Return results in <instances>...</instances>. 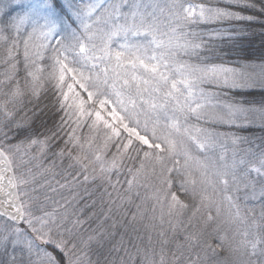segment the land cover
Wrapping results in <instances>:
<instances>
[{
    "label": "snow or ice",
    "instance_id": "6c2138e0",
    "mask_svg": "<svg viewBox=\"0 0 264 264\" xmlns=\"http://www.w3.org/2000/svg\"><path fill=\"white\" fill-rule=\"evenodd\" d=\"M261 17L264 0H227L223 8L194 6L188 0H164L163 4L159 0H89L87 4L84 0H0V44L11 66L6 75L9 100L22 97L29 88L36 95L42 82L52 83L59 111L64 113L59 130L50 137L29 136L12 144L15 137L9 133L14 115L7 110V101L0 105L4 116L0 121V256L6 257L0 264H93L91 246L103 247L105 234L85 230L87 221L79 215L68 227L66 211L73 200L84 199L75 188L89 181L87 157H72V151L84 150L86 145L93 149L95 140L83 135L84 128L89 132L102 129L107 134L105 149L114 138L119 141L113 145L116 156L110 162L100 148L91 152L102 176L131 160L128 173L132 179L125 181L130 192L137 177L151 169L156 183L150 198L160 209L161 224L165 216L176 218L175 224L168 221L170 229L181 226L186 213L195 217L202 209L214 223L227 204L239 239L217 236L215 247L205 241L194 259L189 253L191 264H264V148L229 156L224 139L231 137L236 145L240 137L197 126L209 120L215 125L238 126V122L250 123L257 113L264 120V105L220 104L219 94L205 89L221 83L244 87L229 82L227 73L234 70L184 59H199L202 47L184 32L190 22L227 21L236 25L230 31L239 33L245 24H264ZM129 36L141 40L113 48L117 38ZM20 64L23 81L16 79ZM209 107L220 111L209 117L205 112ZM193 119L197 125L191 123ZM65 128L70 131L64 132ZM61 132L67 136L65 144L72 146L68 155L80 171L66 173L55 187L51 181L40 185L31 170L20 171L23 159L17 163V157L22 148L25 154L27 149L45 153ZM64 154V149L58 153ZM45 187L47 194L40 201L36 194ZM65 189L72 193V200L62 195L63 203L53 199ZM257 192L259 217L255 208L241 205L242 200L256 199ZM136 215L132 213L131 222ZM185 239L191 249L200 248L198 235ZM167 243L160 242L159 253L154 247L145 248L146 264H181L175 254L168 259ZM129 245L139 253L131 238ZM184 247L178 245V250ZM111 251L130 255L123 238L119 249L113 245ZM95 264H101L100 260Z\"/></svg>",
    "mask_w": 264,
    "mask_h": 264
},
{
    "label": "trees",
    "instance_id": "16d2710c",
    "mask_svg": "<svg viewBox=\"0 0 264 264\" xmlns=\"http://www.w3.org/2000/svg\"><path fill=\"white\" fill-rule=\"evenodd\" d=\"M106 1L110 2V0ZM159 2L163 4L164 0H159ZM188 2L193 3L195 6L204 4L208 7L223 8L227 0H188ZM261 19H264V17H261ZM166 23L168 21L162 20V24ZM233 27H236V25L227 21L195 20L190 22L184 28V32L190 33L191 35L188 38L201 44L202 47L198 50L199 59H196L195 56L192 58L184 57V59L193 64L204 62L209 65L236 66L241 63H264V24L259 22L251 25L245 24L243 25L244 31L239 33L230 31ZM128 39L130 40L129 43H136L140 42L141 37L129 36ZM20 53L22 59L21 50ZM3 57L4 49L0 45V62ZM9 65L5 62L2 65L5 70L8 67L6 73L11 71ZM24 75L23 65L20 64L19 74L16 79L23 81ZM10 91L7 79L0 75V105L7 101V110L14 115V120L10 125L12 132L9 135L15 138L11 140V143L21 140L26 141L29 136H35L43 140L59 130L61 117L64 116V113L59 111V106L56 103L57 95L52 83L42 82V86L37 88L36 95H33L29 88L22 97L14 101L9 100ZM216 93L219 94V101L223 103L243 101L246 105L250 104L257 108L264 105V87L251 86L235 89L225 87ZM3 120L4 116L2 111H0V121ZM250 120V123H238V126L231 127L215 125L211 121L198 125L195 119L192 122H196L197 126L205 127L212 131L234 134L240 137L241 141L238 144L231 145L230 149L227 147V153L230 156L233 152L246 154L250 150L259 151L264 148V120L259 115L250 117ZM17 125H20V127L17 128ZM68 131H70V128L64 129V132ZM64 132H61L57 139L50 142L49 149L44 153L43 164L51 167L49 172L53 173L52 181L55 182H63L66 173L75 174L79 172V167L75 166V163L73 164L74 159L72 157L81 156L84 153V150L76 149L72 151V157H69L68 152L71 151L72 146L65 144L67 136L64 135ZM77 135H81L79 130ZM83 135L95 140L93 149L89 150V160L92 163L94 158L91 152L97 147L100 148L101 144H105L107 134L102 129L89 132L88 128H84ZM228 140L231 142V137ZM117 143L119 141L114 138L112 142L108 143L107 149L104 147L100 148L109 162L116 156V147L113 145ZM62 149L65 150V154L61 157L58 153ZM132 155H135V153H132ZM117 159L119 160V158ZM69 165H74V167L70 168ZM98 165L94 162L93 169L89 165V174H87L90 177L88 183L81 184L75 188L79 196L84 197V199L73 200L66 210L69 214L67 218L68 227L72 226V221L79 215L81 220L87 221L84 224L85 230H88V232L95 230L96 234L101 232L105 234L104 240L101 241L103 247L96 243L91 246L89 256L93 264H95L97 259L100 260L101 264H112L113 261H116V264H121V261H123V264H146L144 258L145 248L151 251L154 247L158 253L160 242L166 240L168 243L165 252L169 253L172 249V254H174L173 248L178 250V245H184L187 233L201 234V236H204L205 241L208 244H212L213 247L216 246L217 236L227 237L229 241L238 239L236 235L231 236L233 230L235 233L236 227L234 222L230 220V214L227 216L221 212L213 223L207 220L204 209L195 217H192L191 212L186 213L183 217V224L175 230L170 229L168 221L172 220L175 224L176 218L165 216L164 222L161 224V221H159L161 216L160 209L155 206L154 201L150 198L153 186L156 183L151 175V169H147L137 177V184L129 192L125 181L132 179L128 173V168L133 167L131 160H125L124 167L112 169L104 176L101 175L100 170L97 168ZM109 179L111 183L107 182ZM53 186H56V184ZM61 195L65 196L64 199L72 200V193L67 189L59 192L53 199L60 200L63 203ZM250 205L257 206V209L261 206V202L258 200L257 203ZM53 206L50 205V207ZM81 209H83V215H80ZM132 213L137 214L135 222H131ZM189 217H192L190 221ZM189 223L191 226H189ZM114 224H117V226L113 227ZM88 232L85 234H88ZM109 233L113 235L109 237ZM159 233H164V235L161 236ZM122 238L124 244L129 248L130 255H125L123 251H111L113 245H116L119 249V241ZM129 238L139 248V253L129 245ZM205 241L202 240L200 242L203 247L205 246ZM224 255H229V253L226 251ZM4 259L6 257L0 256V260Z\"/></svg>",
    "mask_w": 264,
    "mask_h": 264
},
{
    "label": "rangeland",
    "instance_id": "374dc122",
    "mask_svg": "<svg viewBox=\"0 0 264 264\" xmlns=\"http://www.w3.org/2000/svg\"><path fill=\"white\" fill-rule=\"evenodd\" d=\"M20 2L21 3H27V2H29V0H20ZM88 2H89V0H84L85 4H87ZM91 2L92 3H101V2H107V1L106 0H91ZM191 4L194 5L193 3H191ZM16 11H19V9H17ZM129 41H130L129 39L125 40L123 37H119L116 39L115 43L113 44V48L115 49L118 44L129 43ZM52 43H53V45H55V40H53ZM0 45L2 46V49H4L3 45L2 44H0ZM21 51H22V48H21ZM4 62L6 63L5 50H4L3 60L0 62V75L3 78H6V75L8 74V73H6L8 67L6 70L4 67L2 68V65ZM218 66H222L225 69L234 70L232 72L227 73V77H228V80L230 83L232 81H235L237 84L245 85L244 87H235V88H247V87H251V86L264 87V63L263 62H260V63H241V64L236 65V66H233V65H218ZM84 71L87 74V67L84 69ZM221 79H223V77H221ZM225 87L235 89L234 87H230L229 85H225V84L221 83L219 85L207 87L205 90L209 91V92H215L216 93ZM218 102L220 104H226V103H223L222 101H218ZM215 103H217V101H213V104H215ZM218 111H220L219 108H213V107H209V108L205 109V112L207 113V115L209 117L214 112H218ZM258 115H259L258 113L255 114V116H258ZM191 123L196 125V122L191 121ZM227 139L228 138L224 139V144H225L226 148L228 147L230 149L231 145H233V144L231 142H229L230 140L227 141ZM17 143H19V141L16 143L14 142L12 144H17ZM103 147H104V144H101L100 148H103ZM81 157H87V161L90 162L89 165L93 169L94 161H92V163H91V161L89 160V149L87 148V145L85 146L84 153H82ZM21 158L23 159V165L20 168L21 172L31 170V174L36 177V179L40 185H44L45 181H51V182H53V185L56 184L55 181H52L53 173L49 172L51 170V167L49 165L43 164L44 153L41 154L38 149H35V150L34 149H27V152L25 154V149L22 148L21 149V156L17 157V163H20ZM74 163H75V160H74L73 164ZM55 166H57V164H55ZM97 168L100 170V165H98ZM79 171H80V169H79ZM88 174H89V170H88ZM89 177H90V175H89ZM45 194H47V188L46 187L42 188L36 195L39 197L40 201H43ZM63 197L65 198V196H63ZM256 197H257L256 199H250L248 201L242 200L241 201L242 207L247 206L248 208H255L256 209L257 206L250 205L253 203H257V201L259 200V192L256 193ZM217 200H219V194L217 195ZM49 207H50V205H49ZM255 212H256L257 217H259L260 212H261V206L259 208H257L255 210ZM62 213H63V211H62ZM222 213H225V215H227V216L230 214L228 211V207H227L226 203L224 204V210L222 211ZM159 221H160V219H159ZM235 227H238V226L235 225ZM235 232H236V229H235ZM188 235H189V233H187V236ZM195 235H198L200 237V242L202 240L205 241L204 236H201V234H195ZM230 235H231V233H230ZM231 236H235L234 230H233V233ZM238 239H239V237H238ZM184 245H185L184 249L174 250V248H173V252H174L175 256L180 259L181 264H191V262L189 260V253L191 252V256L194 259L196 252L201 251L203 246L200 244V248L191 249L190 246H188L187 241L184 243ZM171 254H172V249L169 253H167L169 260H172L173 254L172 255ZM224 256L228 257L229 255H224Z\"/></svg>",
    "mask_w": 264,
    "mask_h": 264
}]
</instances>
